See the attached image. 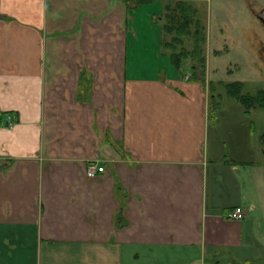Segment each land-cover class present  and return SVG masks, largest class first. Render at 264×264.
<instances>
[{
	"label": "crops",
	"instance_id": "obj_1",
	"mask_svg": "<svg viewBox=\"0 0 264 264\" xmlns=\"http://www.w3.org/2000/svg\"><path fill=\"white\" fill-rule=\"evenodd\" d=\"M138 1L0 0V264H264V159Z\"/></svg>",
	"mask_w": 264,
	"mask_h": 264
},
{
	"label": "rangeland",
	"instance_id": "obj_2",
	"mask_svg": "<svg viewBox=\"0 0 264 264\" xmlns=\"http://www.w3.org/2000/svg\"><path fill=\"white\" fill-rule=\"evenodd\" d=\"M180 1L195 9L191 34H180L175 25L174 30H167V49L177 55L186 51L180 54L184 65L180 70L194 68L196 76L209 82V91L220 94L212 107L209 148L230 155L246 148L247 152H241L247 160L264 159V109L253 107L245 116L243 106L226 88L229 83L241 82L243 94L264 90V25L255 16L264 17V0H153L140 12H156L155 21L166 29L172 27L169 20ZM262 223L264 234V218Z\"/></svg>",
	"mask_w": 264,
	"mask_h": 264
},
{
	"label": "trees",
	"instance_id": "obj_3",
	"mask_svg": "<svg viewBox=\"0 0 264 264\" xmlns=\"http://www.w3.org/2000/svg\"><path fill=\"white\" fill-rule=\"evenodd\" d=\"M145 1V0H142ZM146 2V1H145ZM195 17V9L184 1L177 3V7L172 13V16L169 20L171 26H167L165 31L171 30L175 25L177 26L178 32L180 34L190 35L189 25L193 23ZM174 30V28L172 29ZM169 31L167 33H169ZM168 47V43H166ZM186 51H181L180 54H184ZM176 53H171V60L177 68H180L182 65L181 55ZM243 84L241 82L229 83L226 85L228 94L235 98L239 103H241L246 112L250 113V110L253 107H259L264 109V90H258L255 94H243L242 93Z\"/></svg>",
	"mask_w": 264,
	"mask_h": 264
},
{
	"label": "built area",
	"instance_id": "obj_4",
	"mask_svg": "<svg viewBox=\"0 0 264 264\" xmlns=\"http://www.w3.org/2000/svg\"><path fill=\"white\" fill-rule=\"evenodd\" d=\"M189 76L190 75L188 74L187 77ZM8 124L11 126L12 122L10 121ZM102 171H104V167L102 165H98V163L91 162L87 165L86 172L87 175L90 177L94 176L97 172H102ZM246 216H247V209L241 206H236L226 213V217L233 220H242Z\"/></svg>",
	"mask_w": 264,
	"mask_h": 264
},
{
	"label": "flooded vegetation",
	"instance_id": "obj_5",
	"mask_svg": "<svg viewBox=\"0 0 264 264\" xmlns=\"http://www.w3.org/2000/svg\"><path fill=\"white\" fill-rule=\"evenodd\" d=\"M248 5H249V7H251V4H250V3H249ZM255 16H256V18H258V19L261 21V23L264 25V22L260 19V16H261V15L258 16L257 13H255ZM263 49H264V47H263Z\"/></svg>",
	"mask_w": 264,
	"mask_h": 264
},
{
	"label": "water",
	"instance_id": "obj_6",
	"mask_svg": "<svg viewBox=\"0 0 264 264\" xmlns=\"http://www.w3.org/2000/svg\"><path fill=\"white\" fill-rule=\"evenodd\" d=\"M260 19L264 22V17L263 16H260Z\"/></svg>",
	"mask_w": 264,
	"mask_h": 264
}]
</instances>
